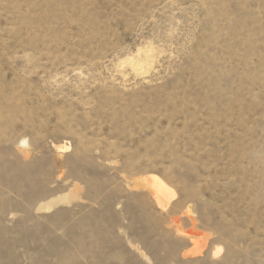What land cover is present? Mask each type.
I'll return each mask as SVG.
<instances>
[{
    "label": "rangeland",
    "instance_id": "1",
    "mask_svg": "<svg viewBox=\"0 0 264 264\" xmlns=\"http://www.w3.org/2000/svg\"><path fill=\"white\" fill-rule=\"evenodd\" d=\"M0 264H264V0H0Z\"/></svg>",
    "mask_w": 264,
    "mask_h": 264
},
{
    "label": "bare ground",
    "instance_id": "2",
    "mask_svg": "<svg viewBox=\"0 0 264 264\" xmlns=\"http://www.w3.org/2000/svg\"><path fill=\"white\" fill-rule=\"evenodd\" d=\"M138 55V54H137ZM140 55V54H139ZM142 56V55H141ZM138 57V58H133L132 59V65L134 67L135 70H139L142 69L144 66H146L147 64H149L148 62L150 61V59H152V55L149 51L144 52V55L142 57ZM146 180V179H145ZM146 182L148 183V186L151 187V189L153 191H155V198L156 200L160 203L163 204V202L165 203V198L167 197L169 200V196L170 193L166 187V185L164 184V182L159 179L156 176H152L150 178H148L146 180ZM145 183V182H144ZM146 184V183H145ZM147 185V184H146ZM172 194V193H171ZM164 198V199H163ZM172 198V197H171ZM167 202V201H166ZM167 204V203H166ZM164 208V207H163ZM166 209V208H165ZM197 253V252H196ZM200 253V252H199ZM215 253V252H214ZM190 254L193 255L194 252L190 251ZM194 256V255H193Z\"/></svg>",
    "mask_w": 264,
    "mask_h": 264
}]
</instances>
